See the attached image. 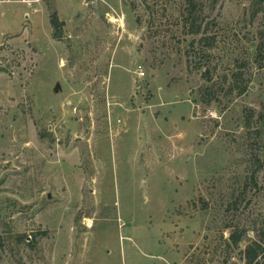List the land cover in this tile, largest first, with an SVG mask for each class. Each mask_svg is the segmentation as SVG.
<instances>
[{
  "label": "rangeland",
  "instance_id": "1",
  "mask_svg": "<svg viewBox=\"0 0 264 264\" xmlns=\"http://www.w3.org/2000/svg\"><path fill=\"white\" fill-rule=\"evenodd\" d=\"M255 242L264 3L0 0V264H247Z\"/></svg>",
  "mask_w": 264,
  "mask_h": 264
},
{
  "label": "trees",
  "instance_id": "2",
  "mask_svg": "<svg viewBox=\"0 0 264 264\" xmlns=\"http://www.w3.org/2000/svg\"><path fill=\"white\" fill-rule=\"evenodd\" d=\"M258 2L264 3V0H258ZM240 240V237L237 238L235 243L238 244ZM245 257L247 264H264V245L259 242L253 243L245 250Z\"/></svg>",
  "mask_w": 264,
  "mask_h": 264
},
{
  "label": "water",
  "instance_id": "3",
  "mask_svg": "<svg viewBox=\"0 0 264 264\" xmlns=\"http://www.w3.org/2000/svg\"><path fill=\"white\" fill-rule=\"evenodd\" d=\"M114 121H116V122H117V119H115Z\"/></svg>",
  "mask_w": 264,
  "mask_h": 264
},
{
  "label": "bare ground",
  "instance_id": "4",
  "mask_svg": "<svg viewBox=\"0 0 264 264\" xmlns=\"http://www.w3.org/2000/svg\"><path fill=\"white\" fill-rule=\"evenodd\" d=\"M115 23V22H114Z\"/></svg>",
  "mask_w": 264,
  "mask_h": 264
}]
</instances>
